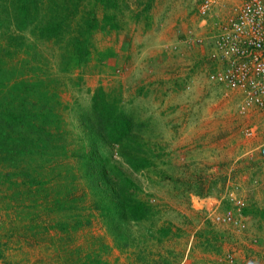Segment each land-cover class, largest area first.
I'll use <instances>...</instances> for the list:
<instances>
[{
    "label": "rangeland",
    "instance_id": "1",
    "mask_svg": "<svg viewBox=\"0 0 264 264\" xmlns=\"http://www.w3.org/2000/svg\"><path fill=\"white\" fill-rule=\"evenodd\" d=\"M24 1L0 0L5 75L43 80L44 96L59 102L51 119L71 149H88L94 136L89 115L96 87L116 93L122 109L142 123L139 132L156 158L133 171L117 146L101 152L141 187L153 215L121 225L115 238L92 210L82 180L72 200L60 204L54 190L69 166L60 156L46 190L32 191L35 201L0 190V264H264V157L257 150L264 112L242 110L235 90L209 79L211 42L198 40L209 29L194 12L199 0H115L107 9L97 0ZM237 1L212 0L213 10L223 15ZM92 10L99 24L108 14L116 25L87 31ZM75 45L86 46L83 60ZM235 199L243 201L240 209ZM229 210L243 230L217 221Z\"/></svg>",
    "mask_w": 264,
    "mask_h": 264
},
{
    "label": "trees",
    "instance_id": "2",
    "mask_svg": "<svg viewBox=\"0 0 264 264\" xmlns=\"http://www.w3.org/2000/svg\"><path fill=\"white\" fill-rule=\"evenodd\" d=\"M21 1L25 4L24 0ZM49 1L53 4L52 0ZM97 1L103 9L117 5L115 0ZM76 3L78 0L74 6ZM104 21L103 25L99 24L94 10L88 11L85 18L87 31L104 28L108 21L111 27L116 25L114 15L106 14ZM15 26L22 30L20 25ZM58 28L59 24L54 25L47 32L51 34ZM75 48L79 59L83 60L86 46ZM55 92L52 91L54 97L57 96ZM46 93L48 90L42 79L5 75L0 61V190L11 191L15 195L13 198L21 202L35 201L32 191L46 190L48 183L44 182L48 174H53L52 164H58L62 156L69 166L60 174L62 182L54 190L55 196H60L57 199L60 204L72 200L68 196L74 189L76 192L77 181L82 180L87 187V195L92 197V210L99 213L115 238L121 237L118 232L122 231L121 225L149 220L153 215V204L140 197L141 187L101 152L104 145L117 146L119 157L133 171L153 166L157 153L140 134L142 123H135L133 117L122 109L116 93L99 85L91 96L89 115L95 127L94 136L87 143L88 149L83 145L71 149L61 136L59 123L51 119L58 115L54 108L59 102L46 98ZM84 117L82 120L87 123V115ZM57 149L58 156L54 153ZM73 164H78L79 174L73 172ZM261 216L264 217V210ZM79 229L81 227L78 226L75 231ZM96 264L110 263L98 260Z\"/></svg>",
    "mask_w": 264,
    "mask_h": 264
},
{
    "label": "built area",
    "instance_id": "3",
    "mask_svg": "<svg viewBox=\"0 0 264 264\" xmlns=\"http://www.w3.org/2000/svg\"><path fill=\"white\" fill-rule=\"evenodd\" d=\"M230 5L223 15L213 10L212 0H199L195 6L200 22L209 27L204 36L211 42L209 54L213 66L209 79L235 90L241 98L237 104L242 110L255 108L264 112V0H238ZM252 133V129L247 131ZM257 150L264 157V143ZM235 200L240 209L243 201ZM217 221L239 230L245 226L232 210L217 215Z\"/></svg>",
    "mask_w": 264,
    "mask_h": 264
},
{
    "label": "crops",
    "instance_id": "4",
    "mask_svg": "<svg viewBox=\"0 0 264 264\" xmlns=\"http://www.w3.org/2000/svg\"><path fill=\"white\" fill-rule=\"evenodd\" d=\"M246 206H247V205H246ZM246 206H245V208L243 209V213H244L245 215L248 214V212H247V208H248V207H246ZM263 219H264V217L262 216V220H263Z\"/></svg>",
    "mask_w": 264,
    "mask_h": 264
},
{
    "label": "clouds",
    "instance_id": "5",
    "mask_svg": "<svg viewBox=\"0 0 264 264\" xmlns=\"http://www.w3.org/2000/svg\"><path fill=\"white\" fill-rule=\"evenodd\" d=\"M204 38V36L202 35V36H199V38L198 39H203ZM203 42V40L201 41V43ZM238 95V94H237ZM239 102V101H238Z\"/></svg>",
    "mask_w": 264,
    "mask_h": 264
}]
</instances>
